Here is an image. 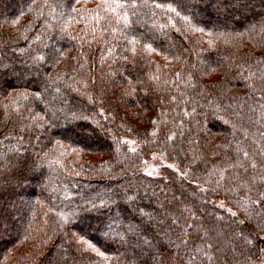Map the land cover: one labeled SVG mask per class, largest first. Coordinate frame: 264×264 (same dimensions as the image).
<instances>
[{
  "label": "trees",
  "instance_id": "trees-1",
  "mask_svg": "<svg viewBox=\"0 0 264 264\" xmlns=\"http://www.w3.org/2000/svg\"><path fill=\"white\" fill-rule=\"evenodd\" d=\"M1 232L0 264H255L264 0H0Z\"/></svg>",
  "mask_w": 264,
  "mask_h": 264
},
{
  "label": "rangeland",
  "instance_id": "rangeland-1",
  "mask_svg": "<svg viewBox=\"0 0 264 264\" xmlns=\"http://www.w3.org/2000/svg\"><path fill=\"white\" fill-rule=\"evenodd\" d=\"M122 139L124 140V142L127 144V146L130 149H132L134 151L140 149V142L137 139L130 137V136H123ZM164 166L175 167V165L173 163L162 158V156H160L159 154H157L155 152H150V153H148V155L146 157V166L143 167V171L147 174H150V175H157L161 172V169ZM218 202L220 204H222L228 210H231L229 205H227L223 199H221ZM17 220L18 219H16V221ZM7 232L12 233L13 229H11V227H10V230L8 228ZM2 236H3V233L1 232L0 233V241L1 242H2ZM262 236L264 238V234ZM255 264H264V245L262 248V255H261L260 259H258V261Z\"/></svg>",
  "mask_w": 264,
  "mask_h": 264
}]
</instances>
